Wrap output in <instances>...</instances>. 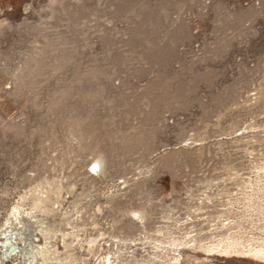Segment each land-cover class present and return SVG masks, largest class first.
I'll use <instances>...</instances> for the list:
<instances>
[{"label":"rangeland","instance_id":"rangeland-1","mask_svg":"<svg viewBox=\"0 0 264 264\" xmlns=\"http://www.w3.org/2000/svg\"><path fill=\"white\" fill-rule=\"evenodd\" d=\"M0 264H264V0H0Z\"/></svg>","mask_w":264,"mask_h":264},{"label":"bare ground","instance_id":"bare-ground-1","mask_svg":"<svg viewBox=\"0 0 264 264\" xmlns=\"http://www.w3.org/2000/svg\"><path fill=\"white\" fill-rule=\"evenodd\" d=\"M10 235V234H9ZM8 235V236H9ZM10 241H11V238L9 239V241L7 240L4 244H3V246H8V244H10ZM13 243V242H12ZM8 249V248H7ZM10 250H12L13 251V247H10L9 248ZM16 251H17V249H15ZM4 251V250H3ZM7 251V250H6ZM9 252V251H8ZM11 252V251H10ZM19 252V251H18ZM15 254V253H14ZM8 255V254H7ZM19 257V256H18ZM28 258V257H27ZM114 260V259H113Z\"/></svg>","mask_w":264,"mask_h":264}]
</instances>
